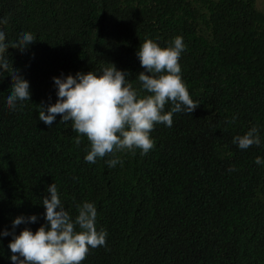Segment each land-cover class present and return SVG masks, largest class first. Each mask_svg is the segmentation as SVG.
I'll list each match as a JSON object with an SVG mask.
<instances>
[{
	"label": "trees",
	"instance_id": "trees-1",
	"mask_svg": "<svg viewBox=\"0 0 264 264\" xmlns=\"http://www.w3.org/2000/svg\"><path fill=\"white\" fill-rule=\"evenodd\" d=\"M260 1L0 0L10 61L0 71V231L20 215L39 219L17 235L44 224L40 202L55 182L73 216L77 204L94 202L97 229L108 233L83 264H264V166L254 163L264 142L248 150L232 143L253 126L264 137ZM21 31L36 39L23 50ZM176 36L198 107L175 114L170 128L158 124L147 155L116 153L123 164L114 168L105 163L112 156L89 164V141L77 143L70 122L39 120V105L57 99L53 77L115 64L138 87L141 43L166 47ZM12 67L31 92L15 111L5 102ZM10 240L0 239V264H11Z\"/></svg>",
	"mask_w": 264,
	"mask_h": 264
},
{
	"label": "clouds",
	"instance_id": "clouds-1",
	"mask_svg": "<svg viewBox=\"0 0 264 264\" xmlns=\"http://www.w3.org/2000/svg\"><path fill=\"white\" fill-rule=\"evenodd\" d=\"M3 21L0 17V71L8 68L10 62L5 54L9 41ZM34 41V34L28 31H21L15 39L21 50ZM185 51L181 36H176L166 47L146 39L136 53L144 69L136 77L138 87L128 79V72L108 63L100 71L53 77L56 102L39 105L38 118L49 128L58 115L60 123L70 122L72 131L77 133V143L81 137L89 141L84 156L89 164L112 156L105 163L114 168L123 164L116 153L139 150L141 155H147L155 147L151 133L158 124L170 128L175 114H191L198 107L182 75L180 60ZM12 69L9 76L14 83L5 102L15 111L18 104L23 106L31 101V92L29 82ZM262 142L264 137L256 126L232 140L240 150L259 147ZM254 163L264 166V157L257 156ZM46 191L49 195L40 202L45 209V223L35 232L26 227L17 235L15 229L21 224L36 223L39 219L36 214L17 216L12 220L11 230L0 231V239L11 236L8 249L12 254L8 259L11 264H83L91 250L106 246L108 237L105 229H97L95 203L85 200L77 204L73 216L62 202L55 182Z\"/></svg>",
	"mask_w": 264,
	"mask_h": 264
},
{
	"label": "rangeland",
	"instance_id": "rangeland-1",
	"mask_svg": "<svg viewBox=\"0 0 264 264\" xmlns=\"http://www.w3.org/2000/svg\"><path fill=\"white\" fill-rule=\"evenodd\" d=\"M261 1H264V0H261ZM261 1H260V2H261ZM262 6H263V5H262Z\"/></svg>",
	"mask_w": 264,
	"mask_h": 264
}]
</instances>
